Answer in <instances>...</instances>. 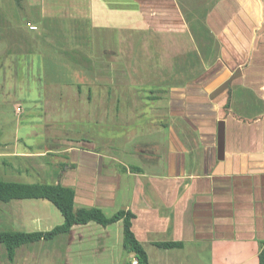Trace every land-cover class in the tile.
I'll return each instance as SVG.
<instances>
[{
    "label": "crops",
    "instance_id": "crops-1",
    "mask_svg": "<svg viewBox=\"0 0 264 264\" xmlns=\"http://www.w3.org/2000/svg\"><path fill=\"white\" fill-rule=\"evenodd\" d=\"M74 1L79 5L74 7ZM45 3L54 12H69L70 20H82L84 14L92 29L127 30L133 45L160 44V58L145 55V72L167 80L151 85L156 99L139 117L143 122L105 127L86 121L79 139L71 127L48 126L45 144L34 150H21V138L13 144L0 139V179L61 184L74 189L75 209H99L108 218L131 211L133 233L149 264H259L264 243V0ZM40 4L0 0V70L8 69L7 77L18 68L8 63L18 60L16 55L41 57L35 51L41 33L35 41L9 48L10 19L26 5L38 13ZM76 21L68 33L48 34L51 44L73 61L71 71L87 74L82 37L91 33ZM36 26L42 25L34 22L30 30L37 31ZM25 33L16 35L21 40ZM120 33L116 37L124 40ZM105 43L95 39V44ZM63 223L61 212L47 200L0 202V232H50ZM158 243L181 246L165 249ZM134 257L124 249L123 221L107 227L75 225L69 234L19 247L13 260L0 246V264H131Z\"/></svg>",
    "mask_w": 264,
    "mask_h": 264
},
{
    "label": "rangeland",
    "instance_id": "rangeland-1",
    "mask_svg": "<svg viewBox=\"0 0 264 264\" xmlns=\"http://www.w3.org/2000/svg\"><path fill=\"white\" fill-rule=\"evenodd\" d=\"M41 2L38 13L35 8L26 5L23 10L16 12V18L10 19L9 48L17 47L13 45L18 41H35L31 39L41 33L42 39L37 42L35 50L41 57L34 60L30 52L15 54L18 60L8 62L10 66L18 65L12 75L7 77L8 69L0 70V139L13 144L16 138H21V150L27 147L34 150L38 144H45L42 139L45 138L44 128L48 126L57 130L71 127L73 136L79 139L81 127L87 125L86 121L102 122L105 127H112L115 123L119 127L139 121L140 116L151 110L149 102L156 99L154 92L149 91L153 88L151 85H161L167 80L165 76L145 72V55L155 53L160 58L162 46H145L139 42L133 45L134 37L127 30L111 29L109 34L106 30L92 29L93 25L87 22L84 14L82 20H70L69 12H54L51 3L46 5L45 0ZM75 4L79 5L74 1V7ZM45 6L47 10L41 11ZM14 21L19 22L24 29H17ZM75 21L79 29H89L92 34H89L91 37H82L87 46L83 45L81 51L83 55L86 53L89 56V70L83 71L87 74L71 71L73 61L51 44L53 38L48 34L59 30L68 33L66 29ZM34 22L42 25L36 26L37 31L30 30ZM50 25L62 27L52 30ZM19 32L28 33L19 36L23 37L19 40L16 35ZM119 33L124 40L116 37ZM93 37H102L108 43L95 44ZM117 41L124 43L118 44ZM78 49L80 47L74 51ZM156 66H161L160 60L156 61ZM140 121L143 122V119Z\"/></svg>",
    "mask_w": 264,
    "mask_h": 264
},
{
    "label": "trees",
    "instance_id": "trees-1",
    "mask_svg": "<svg viewBox=\"0 0 264 264\" xmlns=\"http://www.w3.org/2000/svg\"><path fill=\"white\" fill-rule=\"evenodd\" d=\"M42 199L51 202L64 217V223L50 232L24 233L3 231L0 232V246H4L9 260H13L16 250L24 245H31L42 240L49 241L60 235L69 234L75 225H86L95 222L107 227L119 221L124 224V249L134 254L140 264H149L148 255L142 244L133 233L132 226L135 215L131 211L121 210L108 218L99 209H75V191L72 188L41 183L26 184L6 182L0 179V202L10 203L18 200ZM158 247L173 249L181 246L179 243H158ZM259 264H264V243L259 253Z\"/></svg>",
    "mask_w": 264,
    "mask_h": 264
},
{
    "label": "built area",
    "instance_id": "built-area-1",
    "mask_svg": "<svg viewBox=\"0 0 264 264\" xmlns=\"http://www.w3.org/2000/svg\"><path fill=\"white\" fill-rule=\"evenodd\" d=\"M131 264H140V262L137 257H134L131 261Z\"/></svg>",
    "mask_w": 264,
    "mask_h": 264
},
{
    "label": "water",
    "instance_id": "water-1",
    "mask_svg": "<svg viewBox=\"0 0 264 264\" xmlns=\"http://www.w3.org/2000/svg\"><path fill=\"white\" fill-rule=\"evenodd\" d=\"M226 86H228V84H226Z\"/></svg>",
    "mask_w": 264,
    "mask_h": 264
}]
</instances>
